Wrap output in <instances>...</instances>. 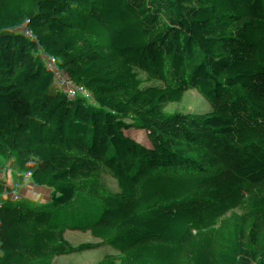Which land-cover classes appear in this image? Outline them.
Listing matches in <instances>:
<instances>
[{"label": "trees", "instance_id": "obj_1", "mask_svg": "<svg viewBox=\"0 0 264 264\" xmlns=\"http://www.w3.org/2000/svg\"><path fill=\"white\" fill-rule=\"evenodd\" d=\"M1 68L0 264H264V0H0Z\"/></svg>", "mask_w": 264, "mask_h": 264}, {"label": "rangeland", "instance_id": "obj_2", "mask_svg": "<svg viewBox=\"0 0 264 264\" xmlns=\"http://www.w3.org/2000/svg\"><path fill=\"white\" fill-rule=\"evenodd\" d=\"M4 73V68L0 69V74ZM127 244H145V243H162L169 242L171 238L169 234L162 229L156 221L148 220L143 224L141 231L128 234L124 237ZM88 264H104L98 261H89Z\"/></svg>", "mask_w": 264, "mask_h": 264}, {"label": "built area", "instance_id": "obj_3", "mask_svg": "<svg viewBox=\"0 0 264 264\" xmlns=\"http://www.w3.org/2000/svg\"><path fill=\"white\" fill-rule=\"evenodd\" d=\"M6 194L15 202V210L29 230L50 229V223L41 216L31 214L26 205L18 198L17 189L11 185H5Z\"/></svg>", "mask_w": 264, "mask_h": 264}]
</instances>
